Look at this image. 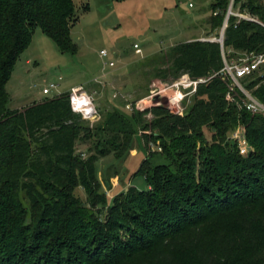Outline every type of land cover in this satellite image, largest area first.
<instances>
[{"label": "trees", "instance_id": "obj_1", "mask_svg": "<svg viewBox=\"0 0 264 264\" xmlns=\"http://www.w3.org/2000/svg\"><path fill=\"white\" fill-rule=\"evenodd\" d=\"M231 1L212 5L211 31L222 28ZM232 11L223 45L183 42L140 63L162 82L211 78L184 116L157 105L133 108L131 122L113 109L90 127L69 92L8 107L7 85L37 29L61 53H78L74 0H0V264H264V113L247 110L246 96L222 73L225 62L264 53V3L233 0ZM263 71L240 80L262 104ZM147 115L153 120L144 122ZM241 126L254 149L247 157L231 138ZM136 131L147 147L160 145L149 157L167 164L145 160L138 174L150 189L130 187L109 204L96 162L125 157ZM93 139L94 153L83 160L77 144ZM79 188L100 214L76 198Z\"/></svg>", "mask_w": 264, "mask_h": 264}, {"label": "rangeland", "instance_id": "obj_2", "mask_svg": "<svg viewBox=\"0 0 264 264\" xmlns=\"http://www.w3.org/2000/svg\"><path fill=\"white\" fill-rule=\"evenodd\" d=\"M216 1L74 0L79 20L72 27L71 37L78 47V53H61L55 42L37 29L36 33L41 37L35 36L32 45L20 56L7 89L10 93H24L30 99L52 98L70 91L73 87L83 86L93 99L101 118L95 123L84 119L90 127L102 124L107 112L113 109H118L132 122L133 108L145 110L157 104L165 105V92L156 101L149 97L165 91L172 84L155 79L149 62L141 67L143 57L152 58L160 51H166L171 46L199 35L197 32L211 16V7ZM222 29L223 26L212 29L210 33L201 30V36L204 39L220 38ZM103 52L108 53L107 58L102 56ZM248 57L249 54H243L232 63ZM28 60L30 63H27ZM110 62H114L113 67L109 66ZM45 89L50 90L48 95L43 94ZM28 100H11L8 107L18 108L23 103H29ZM192 103L193 100L186 104V110L191 108ZM127 104H130L131 109L126 107ZM152 120V115L143 118L144 122ZM237 130L242 131L243 127ZM211 135L207 133L206 137L211 140ZM95 143L96 139L79 142L77 155L87 160L94 153ZM159 147L154 142L147 147L141 133L136 131L132 147L125 157L117 159L109 155L96 162L101 192L107 196L109 204L130 187L141 191L150 189L145 177L138 173L148 158L154 166L167 164L159 154L149 157V153L161 152ZM250 148L253 152L254 149L251 146ZM75 196L85 207L100 214L101 210L98 211L90 205L82 188L76 190ZM105 214L99 217L104 220ZM126 225L130 226L127 222ZM126 231L134 229L128 227ZM122 236L124 237L123 234Z\"/></svg>", "mask_w": 264, "mask_h": 264}, {"label": "built area", "instance_id": "obj_3", "mask_svg": "<svg viewBox=\"0 0 264 264\" xmlns=\"http://www.w3.org/2000/svg\"><path fill=\"white\" fill-rule=\"evenodd\" d=\"M234 15L240 19L257 22L256 19L250 17L249 15L240 13ZM200 41H214L222 45L224 37L222 39L216 37L214 39L203 38ZM135 48H137V46H135ZM102 56L107 58L108 53L103 52ZM225 63V68L222 73L225 74L226 77H229L233 81L234 87L238 88L246 96L245 107L247 110L251 111L252 113H264V104L254 98L240 82L242 78L248 77L255 72H261L264 70V53L255 55L251 54L247 59L238 60L236 63ZM109 66L113 67L114 62H110ZM210 79L211 78H202L199 80H194L188 74H184L179 79L174 80L165 91L154 93L149 98H155L156 101L159 97H163L165 95L163 92H165V106L171 112L180 116H184L186 112V104L192 102L193 97L197 94L200 85L206 84ZM49 92V89H45L43 94L48 95ZM228 100H232L230 95H228ZM70 103L72 110L75 113L80 114L84 119L92 120L93 123L101 119L98 108L83 86L76 87L70 92ZM126 107L131 109L130 104H127ZM231 138L237 142L238 149L243 156L250 154L251 148L242 131L237 130L233 132Z\"/></svg>", "mask_w": 264, "mask_h": 264}, {"label": "crops", "instance_id": "obj_4", "mask_svg": "<svg viewBox=\"0 0 264 264\" xmlns=\"http://www.w3.org/2000/svg\"><path fill=\"white\" fill-rule=\"evenodd\" d=\"M203 26L201 27V30H204V31H202V32H206V33H210V26L209 25H207V24H205V22H204V24H202ZM201 30H199L197 33L199 34V35H196V36H194V37H191V38H189L186 42H191V41H195V40H201V39H203L202 38V34L203 33H201ZM42 33V32H41ZM43 34V33H42ZM44 35V34H43ZM35 36H38V34L35 32V34H34V37ZM34 37H33V39H34ZM38 37H41V36H38ZM32 43H33V41H32ZM32 43H31V45H32ZM145 58H147V57H143V59H145ZM143 59H142V61H143ZM27 63H30V61L28 60L27 61ZM76 87H79V86H76ZM76 87H73V88H71V90L70 91H68L69 93L74 89V88H76ZM8 90V89H7ZM9 92V91H8ZM10 93V92H9ZM66 93V92H65ZM88 93V92H87ZM62 94V93H61ZM89 94V93H88ZM10 95H11V100L13 101H17V102H21L22 100H25V98H27V100L29 99V97H27L24 93H19V92H17V91H12V93H10ZM60 95V94H59ZM57 96V95H56ZM45 98H42V97H38V98H36V97H32V98H30L29 100H28V102L29 103H23V105L22 106H20V107H18V108H14V109H22V108H25V107H27V106H29V105H31L32 103H34V102H40V101H42V100H44Z\"/></svg>", "mask_w": 264, "mask_h": 264}, {"label": "water", "instance_id": "obj_5", "mask_svg": "<svg viewBox=\"0 0 264 264\" xmlns=\"http://www.w3.org/2000/svg\"><path fill=\"white\" fill-rule=\"evenodd\" d=\"M232 6H233V4H231V6H230V9H229V12H228L227 18H226V20H225V22H224V25H223L222 33H221V35H220V38H221V39H222V38L224 37V35H225V31H226V28H227V26H228V19H229V16L232 15ZM222 45H223V43H222Z\"/></svg>", "mask_w": 264, "mask_h": 264}]
</instances>
